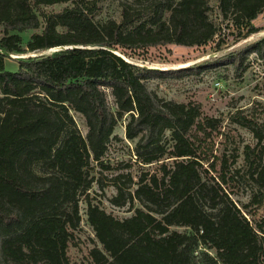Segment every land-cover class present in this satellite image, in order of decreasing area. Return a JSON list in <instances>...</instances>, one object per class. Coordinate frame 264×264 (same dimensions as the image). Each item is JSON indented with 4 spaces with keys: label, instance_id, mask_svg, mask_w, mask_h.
Returning <instances> with one entry per match:
<instances>
[{
    "label": "trees",
    "instance_id": "1",
    "mask_svg": "<svg viewBox=\"0 0 264 264\" xmlns=\"http://www.w3.org/2000/svg\"><path fill=\"white\" fill-rule=\"evenodd\" d=\"M59 4L71 7L42 10ZM121 7L119 22L99 24L85 0H0V264H68L79 201L92 184L89 165L99 163L123 118L135 163L158 169L137 183L127 175L136 189L121 202L117 188L114 205L137 200L144 207L130 217L116 219L86 202L100 246L90 251V264H262L263 237L229 200L225 161L218 170L212 156L217 120L203 118L198 104L158 100L145 86L199 70L161 72L115 55L139 59L151 48L207 46L220 31L209 0H132ZM218 11L248 37L260 31L252 22L264 0H219ZM29 32L35 33L24 44L21 35ZM52 49L60 50L19 60L15 72L5 69L6 54ZM252 54L264 59V38L213 66L239 70ZM70 112L84 119L86 137ZM231 121L250 129L241 111ZM251 176L264 191V166Z\"/></svg>",
    "mask_w": 264,
    "mask_h": 264
},
{
    "label": "rangeland",
    "instance_id": "2",
    "mask_svg": "<svg viewBox=\"0 0 264 264\" xmlns=\"http://www.w3.org/2000/svg\"><path fill=\"white\" fill-rule=\"evenodd\" d=\"M94 7L93 20L102 24L107 21H120L122 5L132 0H85ZM179 0H174L178 2ZM219 0H209V16L219 25L220 31L214 40L204 47L185 48L174 45L151 48L144 58H126L128 63L145 69L161 72H174L197 68V73L178 78L166 77L145 83L148 92L158 100L179 104L195 103L201 108L203 118H212L218 122V132L212 134V156L219 170L220 160L225 161L224 172L226 184L224 192L229 200L240 210L241 215L250 226L263 237L264 248V191L258 189L253 181L254 170L260 171L264 166V59L249 55L244 61L243 68L237 70L234 65L213 66L216 62L235 56L249 45L264 38V12L253 23L259 32L245 37L246 30L236 29L230 22H223L218 11ZM70 4H59L43 7L45 13H59ZM35 32L21 35L25 44ZM59 49L42 53L26 55H11L5 59V69L15 72L17 61L26 57L50 55ZM203 68V69H201ZM201 69V71H200ZM108 104L113 108L112 99L107 94ZM241 111L242 116L250 125V129L232 123L231 117ZM72 119L83 137L87 135L84 119L70 112ZM127 118L118 121L109 138L106 152L99 163L91 162L88 178L92 181L90 189L81 196L79 201V224L72 231L71 241L66 256L68 264H90V251L100 247L88 223L87 204L98 206L106 214L122 220L130 217L134 210L142 209V203L137 200L116 206L113 200H118V189L122 198H127L129 191H134L136 185H129L127 175L134 183L137 177L144 173L157 172V166H143L135 163L134 144L125 138ZM251 130L257 131L261 141L254 137ZM166 135H168L166 133ZM248 148V150H247ZM249 154V159L246 155ZM39 170V167L36 168ZM263 195L261 203H254ZM182 232V229H175ZM264 264V256L261 258Z\"/></svg>",
    "mask_w": 264,
    "mask_h": 264
},
{
    "label": "water",
    "instance_id": "3",
    "mask_svg": "<svg viewBox=\"0 0 264 264\" xmlns=\"http://www.w3.org/2000/svg\"><path fill=\"white\" fill-rule=\"evenodd\" d=\"M60 50V49H59ZM58 51V50H57ZM54 52V51H53ZM8 57H12L11 55H9V54H6ZM115 55H117V56H119L120 58H122V59H124L122 56H120V55H118V54H115ZM40 56V55H39ZM32 57H35V56H32Z\"/></svg>",
    "mask_w": 264,
    "mask_h": 264
},
{
    "label": "crops",
    "instance_id": "4",
    "mask_svg": "<svg viewBox=\"0 0 264 264\" xmlns=\"http://www.w3.org/2000/svg\"><path fill=\"white\" fill-rule=\"evenodd\" d=\"M259 19V16L252 22V25L254 26L253 23H255L257 20ZM254 27H257V26H254Z\"/></svg>",
    "mask_w": 264,
    "mask_h": 264
},
{
    "label": "bare ground",
    "instance_id": "5",
    "mask_svg": "<svg viewBox=\"0 0 264 264\" xmlns=\"http://www.w3.org/2000/svg\"><path fill=\"white\" fill-rule=\"evenodd\" d=\"M55 50V49H54Z\"/></svg>",
    "mask_w": 264,
    "mask_h": 264
}]
</instances>
